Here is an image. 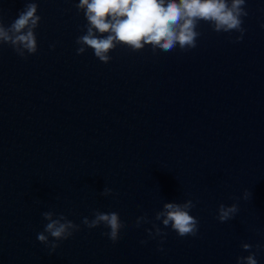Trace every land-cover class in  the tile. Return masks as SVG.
<instances>
[{"label":"water","instance_id":"1","mask_svg":"<svg viewBox=\"0 0 264 264\" xmlns=\"http://www.w3.org/2000/svg\"><path fill=\"white\" fill-rule=\"evenodd\" d=\"M37 2V54L0 50V264H235L241 242L264 245V0H247L239 43L201 23L195 49L118 46L108 64L76 55L79 0ZM24 7L0 0L5 25ZM187 199L198 235L164 229L157 251L136 218ZM93 210L119 213L115 243L81 224ZM45 211L81 225L51 255L37 241Z\"/></svg>","mask_w":264,"mask_h":264},{"label":"clouds","instance_id":"2","mask_svg":"<svg viewBox=\"0 0 264 264\" xmlns=\"http://www.w3.org/2000/svg\"><path fill=\"white\" fill-rule=\"evenodd\" d=\"M246 4L247 0H79L76 8L83 14L86 24L82 29L84 34L75 41L78 46L76 55H84L90 49L96 59L108 64L111 61L110 53L118 46L132 52H140L146 47L153 52H172L177 48L186 52L197 47L201 23L207 24L215 33H239L233 41L239 43L245 33L244 18L248 16ZM37 13V0H25V7L6 26L3 10L0 9V50L7 46L23 60L37 54L36 30L41 22ZM99 194L105 198L115 195L107 186ZM251 198V191L245 189L241 197H233L237 203L231 206L221 203L216 219L220 223L233 220L240 211L238 201H249ZM195 207L192 199L182 203L165 202L151 219L147 214L137 217L135 226L150 224L151 228L145 231L150 239L159 238L161 247L157 251L162 252L168 235L164 229L174 231L181 238L198 235L199 221L190 214ZM91 217L82 218L81 224L85 228L92 230L103 226L107 231L102 235L110 241L115 243L120 238L125 224L118 212L93 210ZM42 219L45 224L43 231L37 233V241L49 255L55 253L61 242L81 231V225L63 213L45 211ZM250 231L257 230L253 228ZM241 250L248 255L237 256L235 264H258L257 256L264 251V245L241 242Z\"/></svg>","mask_w":264,"mask_h":264}]
</instances>
